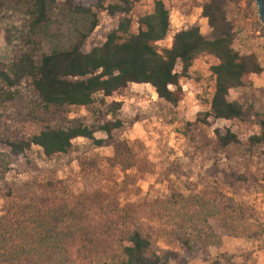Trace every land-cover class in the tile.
<instances>
[{"label":"trees","instance_id":"16d2710c","mask_svg":"<svg viewBox=\"0 0 264 264\" xmlns=\"http://www.w3.org/2000/svg\"><path fill=\"white\" fill-rule=\"evenodd\" d=\"M239 1H204L203 15L212 28L211 36H204L193 24L173 35L171 47H161L159 42L171 32L170 11L163 0H155L152 10L138 18L137 32H132V0H0V14L22 21L14 27L13 36L18 40L15 55L9 61L0 59V147L9 148L8 153L0 151V173L9 170L10 154L25 155L37 147L50 159L70 152L74 141L83 138L96 149L111 147L110 165L119 167L126 180L142 179L144 174L134 178L127 173L137 169V159L130 142L115 134L123 127L118 116L121 102L108 103L105 98L131 83H148L160 99L176 105L180 89L173 87L204 54L217 60L211 67L214 91L206 117L244 120L250 109L231 100L230 91L250 87L252 75L262 73L263 67L255 54L243 55L234 47L233 25L225 7ZM104 11L120 15L118 26L102 45L86 51L85 44ZM67 21L73 25L69 46L42 51L38 35L54 23ZM179 61L181 73L176 71ZM8 108L18 116L14 121L21 120L19 127H14L13 120L1 119ZM73 108H85L89 116L71 118ZM253 113L260 133L252 135L249 143L259 145L264 143V113ZM110 114L113 117L108 119ZM98 132L106 136L96 137ZM216 142L225 148L240 139L228 129L217 132ZM78 160L87 174L97 170L101 161L89 154ZM232 202L221 193L200 197L171 187L164 197L118 213L116 225L100 222L86 226L84 217L75 213L74 225L59 228L64 214L50 218L48 212L40 215L34 235L26 234L25 239L21 235L18 247H23L19 249L25 259L20 264H168L176 256V248L191 253L197 241L216 236L209 226L215 215L227 234L238 235L235 217L227 211ZM8 226L0 224V249L6 252L13 245L6 234ZM16 227L22 228L18 222Z\"/></svg>","mask_w":264,"mask_h":264},{"label":"rangeland","instance_id":"374dc122","mask_svg":"<svg viewBox=\"0 0 264 264\" xmlns=\"http://www.w3.org/2000/svg\"><path fill=\"white\" fill-rule=\"evenodd\" d=\"M132 1V32H137L138 18L152 10L155 0ZM163 1L170 11L171 32L159 42L161 47H171L173 35L193 24L200 27L204 36H211L212 28L203 15L206 0ZM225 11L233 25L235 49L243 55L255 54L263 67L262 73L252 75L250 87L233 89L229 94L231 100L250 109L249 116L244 120L206 117L214 91L211 67L217 60L204 54L173 87L180 89L176 105L160 99L148 83H131L105 98L108 103L121 102L118 116L123 127L115 134L130 142L137 159V169L127 173L134 178L144 174L142 179L126 180L119 167L110 165L111 147L96 149L83 138L74 141L75 148L70 152L50 159L43 157L37 147L25 155L10 154L9 170L0 173V224L8 223L10 230L6 234L13 245L9 252L0 249V264L24 261L23 250L19 249L23 247H18L21 235L25 239L26 234H35L40 215L49 212L50 218H59L64 214L59 228L74 225L75 213L84 217L86 226L100 222L116 225L120 222L118 213L145 200L164 197L171 187L185 195L215 197L221 193L232 198L233 205L227 211L235 217L233 225L239 234H227L220 217L215 215L209 219V226L216 236L197 241L191 253L176 248L177 254L168 264H264V143H249L252 135L260 133L253 111L264 113L263 25L254 0L229 3ZM119 20L120 15L100 12L99 24L84 49L89 51L102 45ZM21 22L14 16L0 14L3 61H9L16 53L14 27ZM72 32L73 25L68 21L50 25L38 35L41 50L68 47ZM176 71L182 72L180 61ZM5 111L1 119L13 120L14 127H19L21 120L14 121L18 116L12 114L15 110ZM80 116L88 117L89 113L85 108H73L70 117ZM112 117L110 114L107 118ZM228 129L238 135L240 143L219 148L217 132L225 133ZM105 136L96 133V137ZM0 151L8 153L9 148L1 146ZM83 154L100 157L97 170L88 174L81 170L78 159ZM17 222L22 228H13Z\"/></svg>","mask_w":264,"mask_h":264},{"label":"water","instance_id":"95a60500","mask_svg":"<svg viewBox=\"0 0 264 264\" xmlns=\"http://www.w3.org/2000/svg\"><path fill=\"white\" fill-rule=\"evenodd\" d=\"M257 4V11L259 19L263 25V32H264V0H254Z\"/></svg>","mask_w":264,"mask_h":264}]
</instances>
